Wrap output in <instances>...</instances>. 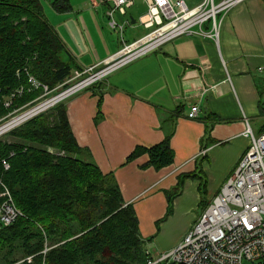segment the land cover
<instances>
[{
  "label": "crops",
  "instance_id": "0c3cea01",
  "mask_svg": "<svg viewBox=\"0 0 264 264\" xmlns=\"http://www.w3.org/2000/svg\"><path fill=\"white\" fill-rule=\"evenodd\" d=\"M95 8L106 12L107 6ZM146 12L137 17L136 10L125 21L137 23ZM67 29H61L63 36ZM134 36L131 42L142 37ZM105 46L79 59L76 68L98 64L122 47ZM263 74L264 0H245L223 19L218 43L196 35L180 37L63 102L89 160L103 173L115 174L125 202L137 214L141 238L163 233L157 252L165 254L183 240L193 211L209 204L233 174L250 146L247 123L257 134L264 130L259 100ZM195 105L198 116L190 117ZM168 135L173 164L159 170L145 167L147 154L127 161L137 146L152 147ZM191 174L179 185L182 176ZM176 188L179 194L167 215L168 194Z\"/></svg>",
  "mask_w": 264,
  "mask_h": 264
},
{
  "label": "trees",
  "instance_id": "16d2710c",
  "mask_svg": "<svg viewBox=\"0 0 264 264\" xmlns=\"http://www.w3.org/2000/svg\"><path fill=\"white\" fill-rule=\"evenodd\" d=\"M53 7L58 12L72 9L69 0H55ZM69 54L46 19L41 0H0V119L40 94L25 93L15 98L12 109L5 107L2 98L26 85L25 68L55 89L75 69L65 59ZM13 134L22 142L0 140V178L25 216L0 231V264H149L157 260L144 247L139 219L125 202L115 174L103 173L80 157L83 148L63 102ZM170 137L149 148L137 146L127 161L147 154L145 167L159 170L173 164ZM42 146L64 154L49 153ZM11 152L15 153L12 157ZM4 158L9 159V170L2 166ZM189 176L194 175L182 176L179 185ZM175 190L168 194L167 215L179 194ZM18 249L22 262L13 257ZM156 264L182 263L164 260Z\"/></svg>",
  "mask_w": 264,
  "mask_h": 264
},
{
  "label": "built area",
  "instance_id": "2783aa9c",
  "mask_svg": "<svg viewBox=\"0 0 264 264\" xmlns=\"http://www.w3.org/2000/svg\"><path fill=\"white\" fill-rule=\"evenodd\" d=\"M244 1L202 0L189 8L185 0H180L177 11L170 0H145L148 10L139 21L150 30L148 33L132 42L121 37L122 47L115 54L98 64L74 69L70 77L55 89L39 81L29 68H25L26 85L4 96L2 101L7 109H12L15 98L40 91L35 100L10 112L28 107L51 93L54 95L28 111L52 99H57L51 105L55 107L180 37L196 35L218 43L224 16ZM92 5L107 6L109 26L113 30L119 29L122 34L124 24H120L114 15L117 11L126 15L135 5V0H92ZM206 26L210 28L206 29ZM20 76L21 71L18 70L17 77ZM198 113L199 107L195 105L191 108L190 117H197ZM245 134L250 139L248 150L219 193L206 206L201 218L175 248L149 264L164 260L182 264H264V130L257 134L247 123ZM14 155V152L10 153V157ZM1 162L5 170L11 168L9 159L4 158ZM24 216L9 186L0 178V231ZM28 259L31 260L30 257Z\"/></svg>",
  "mask_w": 264,
  "mask_h": 264
},
{
  "label": "rangeland",
  "instance_id": "374dc122",
  "mask_svg": "<svg viewBox=\"0 0 264 264\" xmlns=\"http://www.w3.org/2000/svg\"><path fill=\"white\" fill-rule=\"evenodd\" d=\"M55 0H41L44 15L46 19L50 22V24L55 28L57 34L67 47L66 49H69L71 51V54L74 56L70 59V57H67L65 59H68V61L71 63L73 68H76L77 63H79V59H83L85 57H91L96 54V52L103 50L107 45H119L122 46V39L123 37L127 42H131L133 38H136L135 35L143 36L146 33H148L150 30L145 28L143 25L140 24V21L138 20L135 24H127L125 21L127 18L131 20L132 14L137 10V17L140 13L147 11V7L144 5L145 0H137L136 7L134 10H128L127 15L120 14L119 11H117L114 15L115 19L120 23L124 24V31L120 32L119 29L113 30L109 26V18L106 15V12L101 11L100 9H96L92 5V0H69V3L72 6V9L67 12H58L53 7V2ZM174 7L176 9L179 8V1L180 0H170ZM202 0H186L189 8H193L196 5H198ZM144 2V3H143ZM226 16V15H225ZM224 16V18H225ZM132 26H135V28L140 29H131ZM62 28H68L67 34L65 36L62 35L61 29ZM210 28V27H209ZM78 45L79 47L76 49L74 45ZM67 50V51H69ZM84 60V59H83ZM264 76V74L262 75ZM259 94H260V102L261 107L264 106V79L259 80ZM40 95V94H39ZM51 95H54L51 93ZM47 96L43 99L37 100L34 102V104L29 105L28 107H24L18 111L10 112L8 116L5 118L3 117L0 119V126L4 125L5 123L13 120L14 118L18 117L19 115L23 114L24 112L28 111L34 106H37L39 103L45 101L46 99L50 98V96ZM57 106V105H56ZM55 107L51 106L48 109L36 114L31 119L52 111ZM29 119V120H31ZM27 120V121H29ZM27 121L23 122L22 124L6 131L5 133L0 135V140L5 143H11L15 141H21V139H18V137L14 136L13 132L17 129H19L21 126H23ZM252 127H254L252 123ZM35 145V144H34ZM38 146V145H36ZM42 148L46 149L49 153H56L60 154L61 152L52 146H42ZM61 154H64L63 152ZM82 159H85L86 161H89V157L87 156V153L85 150H83L82 155L80 156ZM202 162V160H200ZM176 190L170 192L174 193ZM175 198V197H174ZM174 201V199H173ZM205 206H201L193 211L194 213V219L191 223V228L201 218L202 214L205 211ZM173 212V208H172ZM180 226L181 223H178ZM190 228V229H191ZM162 232L160 235L155 236H149V237H143L144 240V247L146 250H149L151 253V256L155 259L160 258L163 254L158 251V248L156 247L157 240H161L162 238ZM158 238V239H157ZM3 253L0 252V257H2ZM14 258L22 262L23 260V253L22 250L18 249L14 253Z\"/></svg>",
  "mask_w": 264,
  "mask_h": 264
},
{
  "label": "bare ground",
  "instance_id": "6f19581e",
  "mask_svg": "<svg viewBox=\"0 0 264 264\" xmlns=\"http://www.w3.org/2000/svg\"><path fill=\"white\" fill-rule=\"evenodd\" d=\"M57 99H52L42 105L35 107L34 109L24 112L23 114L19 115L18 117L14 118L13 120L5 123L4 125L0 126V135L5 133L6 131L22 124L24 121L29 119L31 116L45 110L49 106H51Z\"/></svg>",
  "mask_w": 264,
  "mask_h": 264
},
{
  "label": "water",
  "instance_id": "95a60500",
  "mask_svg": "<svg viewBox=\"0 0 264 264\" xmlns=\"http://www.w3.org/2000/svg\"><path fill=\"white\" fill-rule=\"evenodd\" d=\"M132 23L135 24V20L134 19H132Z\"/></svg>",
  "mask_w": 264,
  "mask_h": 264
}]
</instances>
